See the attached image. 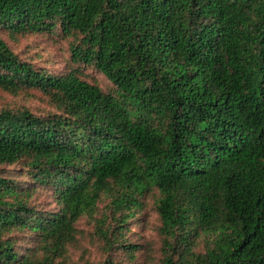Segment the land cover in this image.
Returning a JSON list of instances; mask_svg holds the SVG:
<instances>
[{"label":"trees","instance_id":"obj_1","mask_svg":"<svg viewBox=\"0 0 264 264\" xmlns=\"http://www.w3.org/2000/svg\"><path fill=\"white\" fill-rule=\"evenodd\" d=\"M31 35L68 41L70 70L39 68L6 40ZM34 91L44 116L0 107V166L29 184L0 173V264H63L105 197L109 250L135 258L127 225L151 198L158 264H264V0H0V94ZM41 191L58 212L32 205ZM18 234L41 257L20 253Z\"/></svg>","mask_w":264,"mask_h":264},{"label":"rangeland","instance_id":"obj_2","mask_svg":"<svg viewBox=\"0 0 264 264\" xmlns=\"http://www.w3.org/2000/svg\"><path fill=\"white\" fill-rule=\"evenodd\" d=\"M6 40L26 61L32 62L39 68H44L52 74L66 73L72 67L70 60V49L68 41L58 36L31 35L20 37L14 40L6 36ZM83 77L91 82L97 83L106 92H111L113 86L109 80L92 69H83ZM0 107L10 106L13 108L28 107L38 116H44L51 111L47 100L40 93L34 91L31 94H21L19 96H8L0 94ZM0 173L20 184L21 187H28L27 178L23 176V168L17 166H0ZM109 198H102L98 204V212L94 218L83 217L77 223L76 242L70 245L68 253L59 261L63 264H103L112 257L116 262L122 264H158L161 250V236L158 232L159 219L154 211L153 200L146 199V208L138 216L140 222L131 220L127 225L128 241L126 245H138V250L134 251L135 258H131V252L122 248L109 250L105 242L98 233L96 219L108 216L107 222L115 225L114 216L109 209ZM32 205L39 212L48 214L59 211V205L53 194L47 191H41L33 197ZM128 227L130 232H128ZM16 237V247L20 253L29 252L41 257L42 253L38 250L37 243L26 234H18ZM204 242L200 241L198 251L204 249ZM57 264V262H56Z\"/></svg>","mask_w":264,"mask_h":264}]
</instances>
